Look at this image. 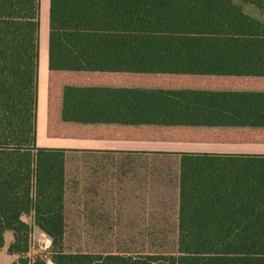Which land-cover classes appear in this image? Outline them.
Segmentation results:
<instances>
[{
  "label": "trees",
  "instance_id": "16d2710c",
  "mask_svg": "<svg viewBox=\"0 0 264 264\" xmlns=\"http://www.w3.org/2000/svg\"><path fill=\"white\" fill-rule=\"evenodd\" d=\"M264 10V0H243ZM40 0H0V247L64 251L65 155L36 146ZM48 70L264 76V23L231 0H49ZM176 254L83 264H264V155L182 153ZM29 217L32 225L24 221Z\"/></svg>",
  "mask_w": 264,
  "mask_h": 264
},
{
  "label": "rangeland",
  "instance_id": "374dc122",
  "mask_svg": "<svg viewBox=\"0 0 264 264\" xmlns=\"http://www.w3.org/2000/svg\"><path fill=\"white\" fill-rule=\"evenodd\" d=\"M48 6L49 0H40L38 134L43 127L47 136L101 139L114 137L117 128L126 126L133 138L170 141L180 137L193 139L197 129L235 119L238 108L231 100L236 98L239 85L236 79L48 72ZM242 9L264 21V11L249 4H243ZM86 159L92 162L91 155L68 153L72 175H75V165L86 163ZM132 165L149 166L147 176L154 175L157 167L164 166L171 178L175 169L172 156L163 153L133 156ZM75 183L73 178L72 185ZM140 183V191H133V196L173 195V184L165 179L148 177ZM23 220L32 225L29 217H23ZM69 227L71 229L64 234L63 253L50 251V240L35 228L27 253L31 264H83L82 258L87 254H176L177 236L82 235L75 225ZM8 241L6 237L0 247V264H11L17 259L7 253Z\"/></svg>",
  "mask_w": 264,
  "mask_h": 264
},
{
  "label": "crops",
  "instance_id": "0c3cea01",
  "mask_svg": "<svg viewBox=\"0 0 264 264\" xmlns=\"http://www.w3.org/2000/svg\"><path fill=\"white\" fill-rule=\"evenodd\" d=\"M235 1L234 3L231 0L242 11L243 4H249L259 9L243 0ZM259 10L264 11L263 9ZM260 22L264 23V21ZM47 62L46 69L50 72ZM56 72L62 71L50 73ZM74 73L166 74L236 79L239 85L237 86L236 98L231 101H234L238 111L234 120H226L224 121L226 123H215V125L204 129H197L195 131L196 137L193 139L180 137L173 138L170 141L156 140V142H153L148 141L147 138H133L131 131L126 126L121 129L117 128L114 137L101 139L47 136L44 134L43 127L40 129L39 134L36 127L37 147L64 150V234L70 228L69 226L75 225L74 228L81 230L79 234L82 235L178 236L179 162L182 153L264 155V76L100 71H78ZM219 98H223V96ZM71 152L81 153L86 157L92 156L91 163L89 159H86V163L75 165V175L70 172L67 162L68 153ZM154 153L172 156L175 169L171 172V178L169 177L170 174L164 171V166L157 167L154 175L147 176L149 166L132 165L133 156L153 155ZM133 167L137 169L133 170ZM151 171L153 170L151 169ZM148 177L159 180L165 179L171 182L173 184V195L170 197L157 195L133 196V191H140V182ZM73 178L76 182L74 186L72 185ZM35 228L33 226L32 231ZM6 237L9 240V245L13 239L12 232L6 231L4 240Z\"/></svg>",
  "mask_w": 264,
  "mask_h": 264
},
{
  "label": "bare ground",
  "instance_id": "6f19581e",
  "mask_svg": "<svg viewBox=\"0 0 264 264\" xmlns=\"http://www.w3.org/2000/svg\"><path fill=\"white\" fill-rule=\"evenodd\" d=\"M43 48V47H42ZM43 51V50H42ZM47 55V54H46ZM40 77V76H39Z\"/></svg>",
  "mask_w": 264,
  "mask_h": 264
}]
</instances>
